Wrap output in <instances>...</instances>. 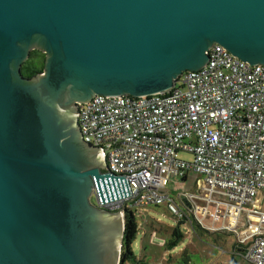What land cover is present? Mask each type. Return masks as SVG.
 I'll return each mask as SVG.
<instances>
[{"label": "water", "instance_id": "water-1", "mask_svg": "<svg viewBox=\"0 0 264 264\" xmlns=\"http://www.w3.org/2000/svg\"><path fill=\"white\" fill-rule=\"evenodd\" d=\"M214 44L264 65V0H0V264H120L125 211L105 204L132 193L79 103L169 91Z\"/></svg>", "mask_w": 264, "mask_h": 264}, {"label": "built area", "instance_id": "built-area-1", "mask_svg": "<svg viewBox=\"0 0 264 264\" xmlns=\"http://www.w3.org/2000/svg\"><path fill=\"white\" fill-rule=\"evenodd\" d=\"M208 54L169 91L79 103V127L107 169L127 176L132 194L106 207L165 205L192 227L232 234L248 262L264 264V65L218 44ZM183 171L197 174L195 191H179L177 202L174 176Z\"/></svg>", "mask_w": 264, "mask_h": 264}, {"label": "rangeland", "instance_id": "rangeland-1", "mask_svg": "<svg viewBox=\"0 0 264 264\" xmlns=\"http://www.w3.org/2000/svg\"><path fill=\"white\" fill-rule=\"evenodd\" d=\"M180 157L191 160L192 154L179 153ZM197 174L190 171L183 188L172 191L179 201V191H195ZM264 210V191L260 194ZM95 203V197H92ZM140 230L133 242V249L143 264H251L234 248L235 237L229 233L210 234L194 230L191 224L183 223L184 239L173 249H167L165 242L175 226L177 217L169 212L165 205H143L135 207Z\"/></svg>", "mask_w": 264, "mask_h": 264}, {"label": "trees", "instance_id": "trees-1", "mask_svg": "<svg viewBox=\"0 0 264 264\" xmlns=\"http://www.w3.org/2000/svg\"><path fill=\"white\" fill-rule=\"evenodd\" d=\"M45 63V53L34 49L31 51L30 57L23 63L22 65V73L27 77H32L38 73H40L44 68ZM176 184L179 189L186 184L187 175L177 178ZM125 210V227H124V236H123V246L121 250L120 264H143L142 259H140L133 249V242L137 238V234L140 230V223L138 221V215L136 213L135 208L124 207ZM119 209H115L117 211ZM183 220L177 219L175 226L172 228L171 233L167 241L165 242V246L167 249H173L180 244V242L184 239V232L182 230ZM194 230L200 232H207L210 234H219L221 236L222 233L211 232L200 228L198 225L193 226ZM234 248L242 250L241 247L235 242ZM243 255V252H241ZM236 257L233 256L231 263L236 264Z\"/></svg>", "mask_w": 264, "mask_h": 264}, {"label": "bare ground", "instance_id": "bare-ground-1", "mask_svg": "<svg viewBox=\"0 0 264 264\" xmlns=\"http://www.w3.org/2000/svg\"><path fill=\"white\" fill-rule=\"evenodd\" d=\"M185 175H188V173L183 171V172L179 173L177 176H174V177H175V179H177V178H181V177H183Z\"/></svg>", "mask_w": 264, "mask_h": 264}, {"label": "crops", "instance_id": "crops-1", "mask_svg": "<svg viewBox=\"0 0 264 264\" xmlns=\"http://www.w3.org/2000/svg\"><path fill=\"white\" fill-rule=\"evenodd\" d=\"M262 193H263V192H262ZM262 193H261V194H262ZM258 205H259L260 209H261L262 211H264L263 208H262V203H261V197H260V195H259V197H258Z\"/></svg>", "mask_w": 264, "mask_h": 264}]
</instances>
